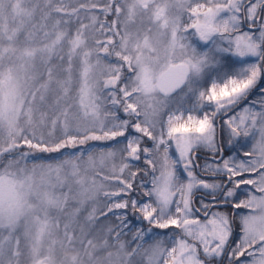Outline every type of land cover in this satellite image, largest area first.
<instances>
[{"label":"snow or ice","instance_id":"1","mask_svg":"<svg viewBox=\"0 0 264 264\" xmlns=\"http://www.w3.org/2000/svg\"><path fill=\"white\" fill-rule=\"evenodd\" d=\"M0 264H264V0H0Z\"/></svg>","mask_w":264,"mask_h":264},{"label":"rangeland","instance_id":"2","mask_svg":"<svg viewBox=\"0 0 264 264\" xmlns=\"http://www.w3.org/2000/svg\"><path fill=\"white\" fill-rule=\"evenodd\" d=\"M191 103H194V100L191 101ZM220 123H223V122H220ZM224 133H225V135L227 136V132L224 131ZM94 144H96L97 147H99V148H104V147H107V146L110 144V142H97V143H94ZM225 145H226V144H225ZM226 147H227V149H229L228 151H229L230 153L227 151L228 154H227L225 157H227V156L233 154V151H234L232 148L228 147L227 145H226ZM230 150H231V151H230ZM225 154H226V153H225ZM201 163H203V161H202ZM129 219H130V221H131V223H132L133 226L147 227L146 222L142 224V223H141L136 217H134V216H130Z\"/></svg>","mask_w":264,"mask_h":264},{"label":"flooded vegetation","instance_id":"3","mask_svg":"<svg viewBox=\"0 0 264 264\" xmlns=\"http://www.w3.org/2000/svg\"><path fill=\"white\" fill-rule=\"evenodd\" d=\"M218 136L220 137V129H218ZM221 139V137H220ZM222 141V139H221ZM223 142V141H222ZM228 151L226 145H224V156H226V152ZM206 155V150H201L199 153H198V157L200 158L201 162L203 161V158L204 156Z\"/></svg>","mask_w":264,"mask_h":264},{"label":"trees","instance_id":"4","mask_svg":"<svg viewBox=\"0 0 264 264\" xmlns=\"http://www.w3.org/2000/svg\"><path fill=\"white\" fill-rule=\"evenodd\" d=\"M220 135H221V138H222V141H226L227 140V136L225 135L224 132H221L220 131ZM93 143H97V142H93ZM225 145V144H224ZM229 150V149H228ZM231 151V150H230ZM229 152V151H228ZM227 153V152H226ZM230 153V152H229ZM228 154V153H227Z\"/></svg>","mask_w":264,"mask_h":264}]
</instances>
